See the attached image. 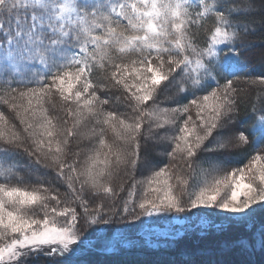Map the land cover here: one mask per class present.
<instances>
[{"label": "snow or ice", "instance_id": "6c2138e0", "mask_svg": "<svg viewBox=\"0 0 264 264\" xmlns=\"http://www.w3.org/2000/svg\"><path fill=\"white\" fill-rule=\"evenodd\" d=\"M241 10L226 0H0V264H81V253L133 242L93 243L100 225L208 209L245 227L239 247L264 251V216L254 215L264 208V96L241 127ZM235 151L243 159L231 166Z\"/></svg>", "mask_w": 264, "mask_h": 264}, {"label": "trees", "instance_id": "16d2710c", "mask_svg": "<svg viewBox=\"0 0 264 264\" xmlns=\"http://www.w3.org/2000/svg\"><path fill=\"white\" fill-rule=\"evenodd\" d=\"M226 2L234 3L241 8L251 7L250 11L242 9L240 14L234 17V20L246 23L249 29L246 33L242 32L237 43L238 70L237 79H234V87L239 92L237 123L243 127L251 107L257 103V97L264 96V91L260 94L240 90L242 80L260 77L264 72L261 67V62H264V4L261 8L253 0H226ZM212 23L213 21L208 20L206 26H211ZM192 31L202 43L203 29L193 25ZM251 42H261L263 45L256 47L257 44L252 45ZM243 155L242 151L230 152L224 159L230 162L231 166H236L242 161ZM262 216L260 215L259 220ZM259 220L256 221L257 224ZM226 224L225 226L218 224L219 226L209 231H195L159 248L135 245L129 249L117 251L115 254L111 251H93L79 255V258L81 264H264V251L260 249L259 244L255 249H244L238 246L237 241L245 236V227L240 224H230L229 221ZM248 228H251V223ZM36 260H38L37 264H53V261L43 256Z\"/></svg>", "mask_w": 264, "mask_h": 264}, {"label": "rangeland", "instance_id": "374dc122", "mask_svg": "<svg viewBox=\"0 0 264 264\" xmlns=\"http://www.w3.org/2000/svg\"><path fill=\"white\" fill-rule=\"evenodd\" d=\"M253 1L255 4L257 3L256 4L257 6L259 5L262 8V4H264V0H253ZM249 8L251 7L248 6V7L241 8V9L250 11ZM251 44L252 45L257 44L256 47H260L263 45L261 42H251ZM261 64H262L261 66L262 70H264V62H261ZM263 73H261V76H263ZM258 78L259 77H252V78H248L247 80H242L243 83H242V88H240V90L242 92L253 91V92L261 94L262 91H264V86L252 85L250 83V80L258 79ZM263 214H264V208H260L259 206H257L256 213L254 214L255 220L258 221L260 215L262 216ZM230 215L231 214L219 212L218 210L208 209V210H201L200 212H196L194 210L193 213L190 214V218L182 219L179 221L175 219H171V218L159 217V218H148L143 222H137L134 224H124V223L117 222L114 225L98 226L97 230L89 233V239H91L93 243H95V238L103 236L105 234H110L114 238H119L122 234H125V235L132 237L133 242L131 244L126 245L124 249H129L130 247L135 246V245H139V246L146 245L148 247L159 248V247H163L171 243V241L177 238H180L186 235L188 236L192 234L193 232L197 231L196 227L193 226L194 221L196 222V224H199L200 220H205L209 224L213 225V228H216L217 226H219L218 224H220V226L227 225L226 223L227 221H229L227 217ZM233 218L239 219V217H233ZM174 229L179 230L178 235H173ZM149 231L155 232L157 234L154 239L146 235ZM141 237L145 238L147 242L141 243L140 241ZM93 251L98 252V251H105V250L101 248H94L92 249L91 252ZM85 253H81L79 255H83ZM37 262L38 260L33 259L29 262V264H37ZM40 264H45V263H40Z\"/></svg>", "mask_w": 264, "mask_h": 264}]
</instances>
